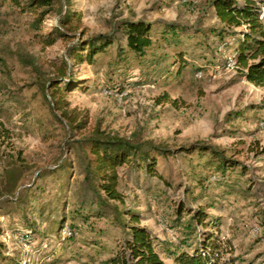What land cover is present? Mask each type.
Segmentation results:
<instances>
[{
  "label": "rangeland",
  "instance_id": "374dc122",
  "mask_svg": "<svg viewBox=\"0 0 264 264\" xmlns=\"http://www.w3.org/2000/svg\"><path fill=\"white\" fill-rule=\"evenodd\" d=\"M213 1L60 0L32 13L0 0V264H124L132 226L148 230L165 264L212 236L220 264H264V87L237 59L248 27L227 28ZM254 1L264 24V0ZM72 11L82 29L65 40L55 30ZM124 21L151 25L143 55L119 32ZM99 35L113 43L92 63L70 58ZM51 79L85 128L53 111ZM103 134L161 149L154 173L119 169L123 201L107 207L84 173L88 141Z\"/></svg>",
  "mask_w": 264,
  "mask_h": 264
},
{
  "label": "trees",
  "instance_id": "16d2710c",
  "mask_svg": "<svg viewBox=\"0 0 264 264\" xmlns=\"http://www.w3.org/2000/svg\"><path fill=\"white\" fill-rule=\"evenodd\" d=\"M15 5L20 6L21 0H11ZM60 0H25L22 7L25 11L37 13L44 10L45 13L53 12ZM212 4L216 8L218 19L227 28L247 26L248 32L244 33L238 47V62L241 68L247 70L245 77L256 86L264 87V24L259 18V11L254 0H246L243 4L235 0H214ZM46 9V11H45ZM42 21V14L38 17ZM81 13L66 12L60 20L61 29H56L55 33L61 35L65 40L82 29ZM171 28H175L173 25ZM151 25L144 21L130 22L124 21L119 28V32L126 38L128 48L138 54L143 55L153 44L151 38ZM86 33L84 32V35ZM47 41V45L54 42ZM110 35H99L90 40H79L68 53L74 61L93 62L94 57L104 52L113 43ZM68 63L64 61L63 67H58L59 76L67 78ZM55 79L49 80L45 85L47 95L52 98L53 111L59 112L63 121L77 127L85 128L88 122L86 115L75 109H70L65 98V93L60 88V83ZM90 146V156L86 157L84 165L85 185L91 194L100 204L107 207L108 201H123V196L119 191L120 174L119 169L130 166L138 171L145 168L149 173H154L156 160L153 155L155 151H161L151 144H132L126 139L101 135L88 141ZM196 150L206 151L204 146H194ZM193 147V148H194ZM195 150V151H196ZM167 150L164 151L166 153ZM223 168L227 169L231 165V160L223 159ZM230 164V165H229ZM210 177L207 178L209 181ZM137 223L140 215L134 214ZM194 218L201 223L205 220V213L200 208L195 210ZM64 228V227H63ZM70 237L74 235V229L68 226ZM132 238L127 240L126 249L128 255L124 258V264H165L160 257V253L155 250V241L146 228L140 226L131 227ZM213 237V236H212ZM209 237L201 243L192 253L182 252L175 254V264H220L222 259L223 243L218 239Z\"/></svg>",
  "mask_w": 264,
  "mask_h": 264
}]
</instances>
